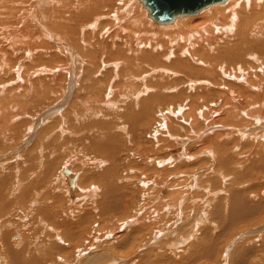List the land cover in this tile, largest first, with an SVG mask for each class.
I'll return each instance as SVG.
<instances>
[{
  "label": "bare ground",
  "instance_id": "6f19581e",
  "mask_svg": "<svg viewBox=\"0 0 264 264\" xmlns=\"http://www.w3.org/2000/svg\"><path fill=\"white\" fill-rule=\"evenodd\" d=\"M30 1L0 0V149L7 146L13 148L12 146H15L17 151H19V144L28 140L38 123H45L50 116H54L53 119L55 121H53L58 124L57 130H54L49 135L51 144L48 145L46 143L47 139H49L46 136L47 133L44 132L43 135H37L38 138L33 150L39 152V154L37 153L38 157H34V160L38 162V166L33 163L32 168L36 169L38 174H40L38 175L36 172L38 177L29 186V190L25 189L27 196H29L28 192L30 190H34L38 186L34 194V196H37L40 188L46 184L47 161L44 160V154L48 146L51 147L52 145L55 147L60 144L59 148H63V144L67 142V139H70V137L65 139L64 136L70 135L73 137L77 134L78 132L76 131L78 129L74 127L75 122L80 121L87 114H89L88 117L90 118H85L91 120V123L88 122L90 125L95 126L98 123L103 125V122H95L94 119L102 116L104 118V113L105 115L110 113L109 111L108 113L104 112V109H109L121 113L120 124H117L116 127L123 132L129 128L127 121L133 124L132 120L135 116L142 121L151 123L150 126L147 125L149 129L143 132L142 137H144V140L140 142L143 145H138V148H130L129 153L133 155V158H138L140 164L145 165L143 173H141L143 166L135 164L138 168L131 173L132 178L139 174V176H143V179L150 181L147 185L152 184L153 186H157V183L159 184L161 177L165 179L166 181L162 183H166L164 187L169 192L164 198L167 201L171 199L172 202L169 200L173 203L171 207L175 209L181 207L186 198H189L188 194L193 193V186L196 184H198L197 188L203 189L208 196L209 192H205L204 186L211 191H220L217 197L211 198L209 205L222 202L223 211L229 215L231 214L232 220L228 223L229 229L237 226V221L241 217L244 220L246 219L247 223L248 219L250 223L253 222L251 224L256 223L257 214L264 211V205H257L262 203V201L255 202L258 197H263L261 193L264 190L263 186L261 189V186L258 185L260 180L264 181V0H227L226 2H217L202 8L200 10L201 13H197L199 15L194 14L197 16L191 17L193 15L177 14L167 23L156 21L146 1L137 0V4L145 12L147 20L157 25H167L166 27L160 26L162 28L157 27L160 35L158 36L157 30H154L152 28L153 25L148 21L147 25L150 24L153 34L148 33V37L146 34L147 39L150 37V40L146 39L144 41L142 39V42L138 40L140 36H136L138 39L134 37L132 41L127 40V35L128 39H132L135 36L133 29L137 28V25L133 22L139 17L136 19L131 18L133 15H130L131 11L125 12L128 15V19L127 15L124 18L127 20L118 15L116 17L117 12L120 13L124 6L125 10H127V7L130 8V0H32L34 3ZM112 1L116 5L121 2H124L125 5L117 10L110 9ZM12 3L18 4V8L13 9L16 13L14 15H10L12 12L7 6L9 4L12 5ZM224 3L228 4L224 6ZM108 9L110 10L108 11ZM57 13L60 17L55 18ZM43 18H48L50 24L48 26L51 29L46 28ZM139 24L142 25V22ZM141 31L143 32L142 29ZM147 31H150V29L148 28ZM52 34L55 38L58 37L61 40H77L78 38L79 48L89 50V53L84 51V54L81 53V55L78 54L76 56L70 46L63 45L58 47L57 53L59 55L56 53L53 55V52H56L54 50L55 47L52 49V46H49L51 42L54 45L55 40ZM159 37L160 39L158 40ZM148 49L162 51L152 52L148 51ZM98 54H101L102 58L114 56L116 62H110L111 67L107 69L104 68L103 65L106 63L102 60V64H104L102 67L99 66V69L96 62V55ZM251 58L254 59L255 63H253L254 61ZM56 59L58 61H55ZM172 59L174 60L172 61ZM250 59L252 62L249 63ZM57 62L56 66L50 65ZM93 63H96L97 66ZM91 65L92 68L90 67ZM137 68L144 69L135 72ZM180 74L184 76L183 79L173 83L172 79L174 77L178 78ZM222 75L227 82L222 81ZM94 76L97 80L91 81V87L88 90L90 94L87 93L90 96H87L86 100L78 99L77 93L79 91L82 92L84 85L87 84L85 81L82 84L80 83L82 78L90 81V78L92 79ZM109 76H111V79L108 80ZM104 77L105 79H102ZM206 79L212 81L207 82ZM76 81L81 84L80 87L78 86L79 89L77 87L74 88ZM232 81H235V83H231ZM99 85L103 86L104 90L102 96L100 95L97 98L94 90L96 87L98 89ZM100 89L99 91H102ZM71 97H74L72 100L74 104L68 105ZM53 98L56 99L53 100ZM58 100L60 102H56ZM50 101H55V103L53 102L54 104L49 106ZM78 103L86 105V109L84 108L85 114L82 109H78ZM218 103L219 106H217ZM150 118L151 121H149ZM172 121H175L180 126L184 124L189 126V132L183 133L184 127H182L181 131L178 129H173L172 131ZM222 122H224L225 126L220 125ZM105 124L110 125L111 123H106L105 120ZM145 124L143 122L144 126ZM220 126L224 127L219 128L222 131L216 130V127ZM210 132H212L214 137L210 136ZM207 134L209 135L205 136ZM137 137L136 139L132 138L136 141L138 140ZM113 143L101 144L103 148H98L104 150L107 154L113 153L114 155L115 148ZM132 144L133 146L135 145L133 142ZM64 147L66 148V146ZM120 147L122 148V146ZM161 150L168 152L167 157L165 156L166 158H162ZM207 156H211L214 159L213 164L210 163L212 164L211 166L206 163L208 162ZM118 158H120V155ZM193 159L199 164L198 166H195V163L192 162ZM121 161V164L128 163L127 165L125 164L128 168L131 166L129 160L125 159L119 162ZM259 162L260 165H257ZM73 163H75V160L70 161L67 165ZM102 163L108 166L111 165L105 161H102ZM112 163L115 164L114 159H112ZM113 166L117 167L119 164ZM113 166L106 169L98 178V180L102 178L104 181L102 187H106L102 189L105 195L104 199L98 195L100 198L94 202L93 208L91 207L94 214L98 210L106 213V218L116 207H120V200L116 199V196L120 193L116 194V192L121 188L120 186H118L119 189L115 187L116 183L118 184V181L116 182L118 177L116 178V175L113 176L115 172ZM158 167L160 172L161 170H165V172L159 173L157 171ZM206 167L215 169V174H210L211 178L210 175H207L209 173ZM32 168L30 169L34 171ZM65 170L69 169H64L63 174L70 187L75 188L76 184L81 183L80 176L82 175L78 176L75 170H69L71 175H73L72 178H76L74 185H70V179L72 178L68 177ZM144 170L150 171V174ZM260 170L262 171L260 172ZM201 172L207 173V176L200 178L199 173ZM24 174L23 171L20 178H17L16 181L22 182L28 179L29 176ZM124 176L126 177V175ZM227 177H230V180ZM249 180H253L252 183L249 182L251 184L250 188H244L249 185L245 184ZM113 182L115 185L112 184ZM233 183L238 184V189L240 188L248 195L251 194L250 201L244 199L237 191L234 205L231 204L229 198L228 203L223 205V197L219 196L227 191L232 194L229 184L232 186ZM17 188L14 187V191ZM217 188L218 190H215ZM260 189L261 191H259ZM215 192L214 194H216ZM8 193H11V191ZM115 194L116 196L112 197ZM71 195L74 197L72 193ZM197 196L201 195L197 194ZM232 197L233 194L231 199H233ZM193 200L195 201L196 199L194 198ZM162 202L166 204L165 200ZM70 203L73 205V201H70ZM70 203L68 202V204ZM202 206H205L203 202ZM9 211V204L5 203L0 213L6 214ZM76 211L68 205L63 213L66 216V214ZM87 211L90 210H81L79 212L78 225L74 228H78L77 232L70 228L71 234L75 235V237L84 234L85 223L90 218L87 216ZM226 213L218 215L220 222L226 221ZM14 214L17 215L15 211ZM21 215H26V213L23 211ZM174 215L177 218V214L174 213ZM101 217H104L103 214ZM155 217L152 219L147 216L129 217L120 226L115 227V224H110V234H103V236L106 240H110V235L113 236L112 239L117 236L118 238H116L119 239L118 241L121 242V245H124V247L132 246L135 241L140 239L143 233L152 231L156 223L163 220L161 217ZM203 217L205 218L194 221L198 228L211 223L210 219L208 220L206 216ZM163 221L162 223L166 224ZM0 223V254L4 256L3 258L0 255L1 264H9L7 257L13 263L18 264L16 260L20 262L22 255V252H17L14 247L21 242L16 235L18 232H14V235L11 234L12 237L9 239L8 232H10L9 230L12 226L9 224L11 227L7 229V223L5 226L3 222L0 221ZM172 223L175 224V222L170 224L172 225ZM95 224L94 222L92 226ZM177 224H179L178 221ZM194 224L191 227H195ZM123 228L132 230L131 234L124 236L126 233ZM46 230L50 231L51 228L48 229L47 227ZM55 232L57 233L50 232L53 234L51 236L52 239L54 238L61 243L64 242V238L58 233L59 230ZM93 233L94 231L88 230L84 241L74 247L73 252H78L76 255L73 253L75 258L69 260V258L65 257L67 255H59L61 257H56L55 261L58 264H83L84 261L82 259L87 251L97 250L96 247H92V239H90ZM159 233L161 232H157L156 235ZM7 238L10 241L12 240L13 244L12 242L6 243ZM160 238L161 236H158L157 239L160 241ZM158 240L157 242H159ZM93 243L95 244V242ZM250 250L253 253L254 249ZM40 254H42L41 251ZM91 256L90 254L88 255V257ZM22 261H24L23 258ZM39 263L41 262L39 261ZM238 264L240 263L238 262Z\"/></svg>",
  "mask_w": 264,
  "mask_h": 264
},
{
  "label": "rangeland",
  "instance_id": "374dc122",
  "mask_svg": "<svg viewBox=\"0 0 264 264\" xmlns=\"http://www.w3.org/2000/svg\"><path fill=\"white\" fill-rule=\"evenodd\" d=\"M114 1H112L111 6L109 7L110 9L117 10L118 8H122V6L125 5L124 2L118 3L116 5V4H114L115 3ZM124 1H126V0H124ZM130 1H129V6H130L131 10L127 6H126L127 10H125V6H124L123 9L120 10V13L117 12V14H116V17L120 16V17L124 18L127 15V13L125 14V12L131 11L130 15H132V14L135 15V17H133V15H132L131 18L136 19L137 17H139L136 19L135 22H133L134 24L137 25L136 26L137 28L133 29L134 30L133 34H135V36H133L132 39L131 38L128 39V35H127L128 41H132L134 39V37L137 38L138 36H140L139 37L140 39L137 38L138 40H140V42H142V39L145 41L147 39V37L149 36L148 33L153 34V32L151 31L152 28L154 30L155 29L157 30V27H160V26L166 27L167 26V25H157L155 23H152L150 20H147V18H145L146 17L145 12L137 4L138 1L137 0H132L131 2ZM30 2L34 3L32 0ZM227 4L224 3V6ZM17 5L13 4V3H12V5L11 4L7 5L8 8L11 9V12H12V13H10V15L16 14L15 11H13V9L18 8ZM136 8H138V10H136ZM211 8H214V7H211ZM211 8H208V9H211ZM110 9H108V11ZM135 10L137 11V13ZM134 11H135V13H134ZM205 14H209V13H205ZM197 15H199V14H197ZM197 15H193L191 17L197 16ZM55 16H56L55 18L60 17L58 13H57V15L55 14ZM182 17H186V16H182ZM187 17H190V16H187ZM127 19H128V15H127ZM127 19L124 18V20H127ZM148 21L150 22V24L153 25L152 28L150 27V24L147 25ZM43 22L45 23L46 28L51 29L50 26H48V25H50L48 18H45V19L43 18ZM141 22H142V25L139 24ZM168 25H172V24H168ZM162 27H160V28H162ZM148 28L150 29V31H147ZM49 29H48V31H49ZM141 29L143 30V32L141 31ZM145 31H146V33H145ZM156 32H158V30ZM141 33H143V34H141ZM146 34H147V37H146ZM141 35L145 38H143ZM157 35L160 36L159 32ZM53 38L56 41V42L54 41V45L52 42L49 43V46L50 47L52 46L51 47L52 49L55 47L54 50H56V52H53V55H54V53L59 55V53H57L58 47H62L63 45L64 46H70V48L74 51L76 56L78 54L81 55V53L84 54L85 53L84 51H88V53H89V50H86V49L82 50L81 47L79 48L80 45L78 42L79 41L78 38H77V40H75V39L74 40H66V39L61 40L58 37L55 38L54 35H53ZM159 39H160V37L158 38V40ZM151 49H148V51H152ZM54 50H52V51H54ZM144 50H147V49H144ZM156 51H158V49L155 51H152V52H156ZM160 51H162V50H159L158 52H160ZM100 55L101 54L96 55V57H97L96 62H97L98 66L96 65V63L95 64L93 63V64L96 65L100 69L99 66L102 67V65L104 63H106L103 66H104V68L109 69L111 67L110 62H114L115 57L114 56L113 57L108 56V57H103L104 58L103 59L102 55L101 56ZM86 59L87 58H85V60ZM251 59H250V61L248 60L249 63L254 61V59H252V61H251ZM102 60H104L103 64H102ZM173 60L174 59H172V61ZM55 61H58V60L56 59ZM86 61H88V60H86ZM253 63H255V61ZM57 64H58V62L52 63L50 65L56 66ZM90 67L92 68V65ZM84 68H86V67H84ZM99 69H98V71H99ZM140 69L143 70L144 68L143 69L137 68L135 72L139 71ZM95 76L92 79L90 78V81L86 78L85 79L82 78V81L80 83L82 84L85 81V83H87V84L84 85V87H83L84 90H82V92L79 91L77 93L78 94L77 96H79L78 99L81 98L82 100H86L88 98L87 96H90L89 95L90 93L88 90L90 89L89 87H91V81L92 80L94 81V79H96ZM180 76H181V74L178 76L179 79L177 77H174L172 79V82L177 83V82L181 81L184 76H181V77ZM102 79H105V77ZM109 79H111V76H109L108 80ZM221 79H222V81H226V79L223 75H222ZM86 80L89 81L90 83L87 82ZM206 80H207V82L212 81V80H208V79H206ZM80 83H77V81H76L75 84L77 86L75 85L74 88H76V87L78 88V86L80 87L81 86ZM88 83L90 84V86ZM209 83H211V82H209ZM231 83H235V81H232ZM87 86H88V88H87ZM99 88H101L100 90H102V91H99ZM103 90H104L103 86H101V85L98 86V89L96 87V89L94 91H95L97 98H99L100 95L102 96ZM74 92H75V90H74ZM74 92H73V94H75ZM87 93H89V94H87ZM188 93H190V91H188ZM81 96L82 97L84 96V97L82 98ZM71 98H70V101L68 102V105L74 104V103H72V100L74 99V97H71ZM55 99L56 98H53V100H55ZM50 102H49L50 103L49 106H52L55 103V101H50ZM56 102H60V100H58ZM85 103H87V102H85ZM77 105H78V109L79 110L82 109L83 111L82 110L81 111L85 114L86 105L84 106L81 103H78ZM79 106H80V108H79ZM217 106H219V103L217 104ZM108 111L110 113H108ZM104 112L108 113L109 115L108 114L105 115V113H104L103 114L104 118H103V116L99 117V118H97L98 121L96 118L94 119L95 122H99V121H100V123L103 122V125L102 124L99 125V123L96 124L99 126L90 125L91 120L87 119V118H90V117H88L89 114H87L85 116L87 118L84 117L80 121L75 122L74 127H76L78 129L76 131V132H78L77 134H75L73 137L70 135L64 136L65 139H67L68 137H70V139L69 140L67 139V142H65V144H63V148L61 147V149H60L59 148L60 144H58V143H57L58 145H56L57 147L56 146L54 147L52 145H51V147L48 146V148L46 150L47 152L45 151V154H44L45 155L44 160L47 161V164H46V166H47L46 171L47 172L45 175L46 184L40 188V191L37 193V196H34V194L36 192L35 189H37L38 186H36V188H34V190L32 189V190H30V192H28L29 196H27V194H25L26 190H29L28 189L29 186L35 181V179L40 174V173L38 174L36 169L32 168L33 163H35L38 166V162L36 160H34V157H38V154H39L38 151L33 150V149L35 148L36 140L38 138L37 135L38 136H39V134L43 135L45 132V133H47L46 136L49 138L50 137L49 135H51L52 132H54V130H57L58 124L56 122L54 123V121H55V119H53L54 116L48 117L47 118L48 121L46 120V122L43 124L41 122H39L38 125L36 126V128L34 129L35 131H33V134L30 136V138L27 137L28 140L20 143L21 145L19 144V147H20L19 151H17V148L15 146H12V144H11V146L13 148H11L10 146L9 147L7 146V147L0 149V152H1L0 153V210L4 207L5 203H8L9 207H10V211L8 213H6V214L0 213L1 214L0 215V221L3 222L4 226L6 223L8 224L7 229H9V227H11V226L13 227V228L11 227L9 230L10 232H8V234H9L8 238L9 239H11L12 235H14L15 233L18 232L16 235L19 238V241H21V242L17 243L18 244L17 246H14L15 250L17 252H22L20 262L18 260H16L18 264H21V262H22V264H25L26 262H27L26 264H35V263L36 264H42V263L43 264H58L55 260H56V257H58L59 255H61V256L67 255L65 257L69 258V260L72 258H75L74 255H76L78 252H76V251L73 252V249L77 244L84 241V239L86 238V235L88 234V230H90L91 232L94 231L93 236H91L92 238L90 237V239H92V245H93V246L92 245L91 246L93 248L96 247L97 250L96 251H90V252L87 251V253L84 255L85 257L83 256V259H82V261H84L83 264L84 263L85 264H111V263L117 264V262H119V264H238V262L240 264H264V229H262L264 227V211L260 212L261 215H260V213L257 214L256 223L251 224L253 222L250 223L249 219L247 220L248 221V223H247L246 219L244 220V218L241 217L237 221V226H234L235 228L233 227V228L229 229L228 223L232 220L231 214L229 215L228 213L223 211L224 208L222 206V202L220 204L209 205V201L211 200V198L214 199L215 197H217V195H219L218 193L220 191H216V192L214 190L211 191L204 186L205 192H209V196H208L207 193H204L203 189H201L199 187L197 188L198 184L193 186V193L191 192L188 194L189 198H186L185 202L183 203V205L181 207H179V208L177 207L178 209L171 207V206H173L172 205L173 203H171L172 202L171 199H169L171 201L170 202L169 200L167 201V199L164 198L169 192V190L164 187L166 183H162V182L166 181L165 179H163L162 177L161 178L159 177L160 178L159 184L157 183V186H153L152 184L147 185V183H149L150 181L143 179V176H139V174L137 176H135L134 178L131 177L132 176L131 173L134 171V169H137L139 165L142 167L143 164L141 165L139 159L133 158V155L129 152L133 148H138V145H143V144H140V142L144 140L143 139L144 137H142L143 132H145L149 129L148 126H150L151 123H149V122L147 123L145 121H142V120H140L139 117L135 116V118L133 117V120H132L133 124L131 122L129 123V121H127V123L129 124V128L125 132H123L116 127L117 124H120L119 119L121 118V113H117L116 111L109 110V109H104ZM100 118H101V120L102 119L103 120L101 121ZM105 120H106V123H111V124L110 125L109 124L104 125ZM93 121H92V123H93ZM149 121H151V118ZM17 122L20 123L21 121H17ZM88 122H90V123H88ZM143 122L146 123L145 126L143 125ZM86 124H88L89 126ZM197 125H199V124H197ZM220 125L225 126L224 122L220 123ZM221 126L216 127V130L222 131L219 128H224V127H221ZM182 127H184L183 130H182ZM188 128H189V126H187L185 124L180 126L179 124L177 125V123L175 121H172V131H173V129L174 130L178 129L180 131L182 130V132L184 133V132H189ZM49 131H50V133H49ZM135 131H137V132L135 133ZM140 131H141V133H140ZM132 132H134L133 134H135V135H133ZM212 132H210L209 134L211 137H214V135L212 136ZM209 134H207L205 136H208ZM112 136H113V138H112ZM136 136H138L137 137L138 140H136L137 144H136V141L134 140V139H136ZM64 137H63V139H64ZM119 137H120V139H119ZM108 141L112 142V143L114 142L113 143V147L115 148L114 155H113V153L107 154V152L98 148V147H102V145H104L106 143H109ZM124 141H125V143H124ZM132 142L135 144L134 145L135 147L133 146ZM46 143H48V145L51 144V139L50 138L47 139ZM95 144H97V145L95 146ZM116 144H117V146H116ZM64 146H66V148ZM120 146H122V148ZM147 146H149V145H147ZM125 147H126L127 151L125 150ZM118 149H119V151H118ZM108 150H110V149H108ZM116 150H117V152H116ZM139 150L142 151L141 149H139ZM160 153H161L162 158L163 157L166 158L167 157L166 155H168L167 151L161 150ZM119 155H120V158H118ZM46 156H47V158H46ZM116 156H118L117 157L118 159L116 158ZM123 158H125L126 160H129L131 162L132 167L129 166V168H128V166H126L128 163H126V162H125L126 165L121 164L122 161L121 162H119V161L120 160L124 161L125 159H123ZM209 158H211V156H207L208 162H206V163H209V165L211 166L213 164L214 159H212V158L209 159ZM112 159L115 160V164H113L114 162L112 163ZM198 159H200V158H198ZM72 160H75V163L67 165V163H69ZM116 160L118 161L117 163H116ZM46 161H45V163H46ZM102 161H105L106 163H110L112 166L119 164V166H117V167L113 166L114 171H115L113 176L116 175V178L118 177L116 179V182L118 181V184L116 183L115 187L118 188V186H120L121 189L118 188L120 190V192H118L119 190L116 192V194H118V193H120V194H118L117 196L115 194L112 197L116 196V199H118V201L120 200L119 201L120 207L118 206L115 208V210L111 211L112 213L108 214L107 218L105 217L106 213H104V212H100L99 210L97 212L94 211L95 214L92 212L94 202L98 201V199L100 198V197H98V195L103 197V199L105 197L104 191L102 190V189L106 188V187H102V184L104 183V181L102 180V178L100 180H98V178L102 173H104V171H106V169H108L109 167H112L111 165L108 166L105 163H102ZM108 161H110V162H108ZM134 161H136V162L134 163ZM192 162L195 163V166L199 165L196 163L195 159H193ZM210 163H212V164H210ZM135 164H137V165L139 164V165L137 166ZM257 165H260V162ZM144 166L142 167L141 173H143ZM48 167H49V169H48ZM30 168L34 169V171L31 170ZM16 169H20V170H16ZM64 169H69L70 171L75 170V173L78 176L82 175V176H80V178H81V180H80L81 183H79L80 185L76 184L75 188L70 187L66 181L65 175L63 174ZM206 169H208L207 172L209 174H207L205 172H203V173L201 172V173H199L200 178H204L210 174L211 175L215 174L214 168L209 169L206 167ZM171 170H172V168H171ZM21 171L22 172L24 171V173H25L24 175L26 176V174H27L29 177H28V179H25L22 182H18V181H16V179L20 178L21 173H22ZM144 171L146 172L148 170H144ZM157 171L159 173L165 172V170H161V172H160L159 167H158ZM261 171L262 170H260V172ZM31 172H33L34 174L33 173L30 174ZM36 172L38 175L36 174ZM125 172H127V173H125ZM148 173L150 174V171H148ZM16 174H19V175H16ZM124 175H126V177H128V178H126ZM145 175L147 176V174H145ZM211 175H210V178H211ZM70 177L72 178L73 175H70ZM227 179L230 180V177H227ZM249 182L252 183L253 180L247 181L245 184H249V185L244 187V188H250L251 184ZM112 184L115 185L114 182ZM144 184H146V185H144ZM258 185H260L261 189H262V186L264 187V181L260 180V183ZM14 187H18L16 189V191H14V189H13ZM128 187L130 190L128 189ZM229 187H231L230 189H231L232 194H233V197H232L233 199H231L232 194L230 192L228 193V191H227L224 194L222 193V195L219 197H221V198L223 197V200H222L224 202L223 205H226V203H228V201H229L228 198L231 200V204L234 205V201H236L235 195H236L237 191H238V193H240L244 197V199L250 201L251 194L248 195L245 191L241 190L240 188L238 189V187H239L238 184L233 183L232 186L229 184ZM92 188H95V189L92 190ZM196 188H197V190L198 189L199 190L197 191ZM80 189H82V190H80ZM261 189L259 191H261ZM215 190H218V188ZM9 191H11V193H8ZM100 192H101V194H100ZM214 192L216 194H214ZM71 193L74 195V197H72ZM122 194H124L123 198H122ZM197 194L198 195L200 194L201 196H197ZM211 194H212V197H211ZM261 195L263 197L262 198L258 197L257 201L255 200V202H258L260 200V201H262V203H258L257 205H260V204L264 205V190L262 191ZM186 197H187V193H186ZM194 198L196 199L195 201L193 200ZM163 200H165L166 204H163L164 203V202H162ZM70 201H73V205H71ZM31 202H34L35 204L31 203ZM68 202L70 204H68ZM202 202H203V204H205L206 208H205V206L204 207L202 206ZM68 205H70L73 209H75V211L76 210L77 211L73 212V213H69L68 215L66 214V216H65L63 211L68 207ZM58 208H60V209H58ZM87 209L90 210L92 212V214L90 211H87V216L90 218L85 223L84 234L78 235L75 237V235L71 234L72 231L70 230V228L73 231L77 232L78 228L77 229H74V228H76V226L78 225L77 221H79V219H78V215H80L79 212L81 210L86 211ZM54 210H55V212H54ZM14 211L17 213V215L14 214ZM23 211L26 213V215H21ZM229 211H231V210H229ZM174 213L177 214V218H175ZM225 213L227 214L226 221L220 222L218 219V215L225 214ZM102 214L104 216L103 218L101 217ZM139 216L140 217L141 216H147L148 218H151V219L154 218L155 216L157 218L161 217L164 220V221L163 220L162 221L166 224H163L162 221L157 222L154 229L152 228L153 229L152 231H148L146 233H143L141 235L140 239L137 240L138 242L135 241L136 243L134 242L132 244V246L124 247V245H121L120 244L121 242L118 241L119 239H117L118 238L117 236H114V238L112 239L113 236L110 235V240H106L104 238L103 234H110V232H109V229H110L109 225L110 224L111 225L115 224L116 225L115 227H117V226H120L121 224H123L124 222H126L129 219V217H135L136 218ZM203 216H206V218H208V220L210 219L209 221L211 223H210V225H202V226H199V228H198L197 225L194 224V221L200 220L202 218L204 219L205 217H203ZM91 218H94V219H91ZM177 221L179 224H177ZM94 222L96 223L95 224L96 227H95V225L92 226L94 224ZM171 222H175V224L172 223V225H171L170 224ZM15 223H16V225H15ZM146 223H148V222L146 221ZM9 224L11 226H9ZM193 224L195 227H191ZM168 226H170V227H168ZM47 227H48V229L51 228V230L47 231L46 230ZM199 229H201V231H199ZM56 230H59L58 233L61 234L62 238H64L63 239L64 242L61 243L54 238L52 239L51 236L53 234L50 232H53L55 234V233H57V232H55ZM60 231H61V233H60ZM124 231L126 233L124 236H126L127 234H131L132 230H128V228H125ZM156 231L161 232V233L156 235V233H157ZM158 236H161L160 241L157 239ZM8 238L6 239L7 240L6 243H11L12 240L10 241ZM102 239H103V241H101ZM38 240H39V242H38ZM157 240L159 242H157ZM93 242H95V244ZM247 242H250V243H247ZM12 244H13V242H12ZM115 245H117V246H115ZM253 245H255V246H253ZM252 246H253V248H252ZM250 249H252V250L254 249L253 253L250 252L251 251ZM40 251L42 252V254H40ZM73 253H74V255H73ZM89 254L92 256L88 257ZM241 255H244V256H241ZM1 256L4 258L3 255H1ZM61 256H59V257H61ZM7 258L9 259V261H8L9 264H15L12 262V260L9 257H7ZM22 258L25 262L22 261ZM39 261L41 263H39ZM33 262H35V263H33ZM1 263H2V260L0 261V264Z\"/></svg>",
  "mask_w": 264,
  "mask_h": 264
},
{
  "label": "water",
  "instance_id": "95a60500",
  "mask_svg": "<svg viewBox=\"0 0 264 264\" xmlns=\"http://www.w3.org/2000/svg\"><path fill=\"white\" fill-rule=\"evenodd\" d=\"M151 9L153 17L160 23L170 22L177 14L194 15L208 5L227 0H144ZM68 177L69 170H65ZM76 178L70 179V185H74Z\"/></svg>",
  "mask_w": 264,
  "mask_h": 264
}]
</instances>
